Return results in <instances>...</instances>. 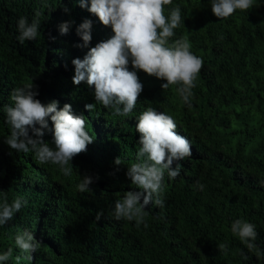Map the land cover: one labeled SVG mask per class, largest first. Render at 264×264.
<instances>
[{
	"label": "trees",
	"instance_id": "trees-1",
	"mask_svg": "<svg viewBox=\"0 0 264 264\" xmlns=\"http://www.w3.org/2000/svg\"><path fill=\"white\" fill-rule=\"evenodd\" d=\"M176 5L181 24L169 43L187 37L204 62L192 106L184 104L177 85L162 89L166 81L137 71L143 91L125 117L96 102L94 88L85 82H72V60L89 50L76 47L83 43L76 28L84 19L93 22L90 48L114 34L110 27L78 0H0V199L27 201L0 226V253L9 248L13 253L5 264H17V256L19 264H264V0L224 20L212 14L210 0H173L165 15ZM37 12L38 36L21 44L18 20L23 16L31 23ZM65 21L74 23L61 35L58 26ZM32 83L42 103L55 100L60 108L68 103L74 115L85 117L94 142L74 157L71 176L5 143L10 93ZM86 104L95 106L89 112ZM147 107L174 118L177 133L191 142L192 156L174 161L181 173L174 180L165 173V207L149 204L148 227L137 228L135 221H117L113 209L125 192L139 191L126 173L146 158L137 157L136 124ZM44 139L52 144V133L46 130ZM84 175L93 183L80 193ZM100 211L104 215L97 220ZM241 218L256 226L251 251L231 232V223ZM24 229L42 242L33 261L15 244ZM221 243L226 253L218 249Z\"/></svg>",
	"mask_w": 264,
	"mask_h": 264
},
{
	"label": "clouds",
	"instance_id": "clouds-1",
	"mask_svg": "<svg viewBox=\"0 0 264 264\" xmlns=\"http://www.w3.org/2000/svg\"><path fill=\"white\" fill-rule=\"evenodd\" d=\"M79 6L95 15L105 27H110V38L96 43L89 48L92 40L93 22L84 19L76 28L77 35L83 43L76 47L88 48L83 59L72 60L74 75L72 82L80 85L85 82L89 88H94L95 101L105 108H113L114 114L128 116L133 112L138 98L143 91L137 71H143L149 76L166 81L162 89L177 85V92L184 104L192 106L193 89L203 67V59L191 51V43L187 37H180L173 43L170 38L174 30L181 24V7H172L165 15V7L172 5L173 0H78ZM90 4V6H89ZM211 12L219 20L232 16L237 10L247 11L255 6V0H210ZM65 12L69 9L65 8ZM40 13L29 23L26 17L18 20V41H33L38 36ZM73 21L61 23V35L69 32ZM55 39V37H51ZM129 65L132 69L129 70ZM37 86L26 84L14 88L10 93L13 102L5 106L6 122L10 125V135L5 143L17 152L35 153L41 164L58 165L65 176H71L72 160L77 155L86 152L88 145L94 139L86 131V120L83 115H74L72 106L65 103L62 108L58 101L48 104L37 99ZM94 104H86L85 109L91 111ZM49 120L52 127H49ZM136 131L140 134V148L137 153L141 162L133 163L127 168V177L139 191L130 190L123 197L115 200L113 215L117 221H135L139 228L142 224L148 227L145 217L149 214L146 207L149 204L163 209L165 201L162 197L165 173L174 180L181 173V165L174 161H182L192 156L191 142L176 131L177 123L171 115L158 112L153 107H147L137 118ZM46 130L53 135L52 144L44 139ZM54 145V147L52 146ZM117 170L121 165L120 158L114 160ZM71 164V166H70ZM92 177L84 175L77 185L80 193L90 191ZM264 184V182H262ZM196 186L203 191L205 185L197 181ZM142 200V203H141ZM27 201L20 196L9 203L6 196L0 199V226L13 220L15 213L26 205ZM104 215L97 212L96 219ZM231 232L251 251L256 247V226L244 219H236L231 223ZM15 244L23 253L24 258L33 261L42 245L28 229L15 236ZM218 249L227 252L226 244H219ZM12 249L0 253V264H5L12 257ZM17 264L21 260L16 258Z\"/></svg>",
	"mask_w": 264,
	"mask_h": 264
}]
</instances>
